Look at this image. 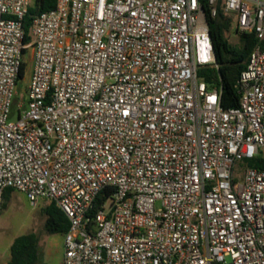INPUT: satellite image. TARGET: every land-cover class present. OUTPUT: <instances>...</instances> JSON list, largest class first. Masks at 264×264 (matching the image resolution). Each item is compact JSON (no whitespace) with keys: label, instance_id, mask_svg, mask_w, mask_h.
Returning <instances> with one entry per match:
<instances>
[{"label":"built area","instance_id":"obj_1","mask_svg":"<svg viewBox=\"0 0 264 264\" xmlns=\"http://www.w3.org/2000/svg\"><path fill=\"white\" fill-rule=\"evenodd\" d=\"M31 1L0 0V209L54 201L63 264H264V0H205L257 41L228 109L201 0H56L26 42Z\"/></svg>","mask_w":264,"mask_h":264},{"label":"trees","instance_id":"obj_2","mask_svg":"<svg viewBox=\"0 0 264 264\" xmlns=\"http://www.w3.org/2000/svg\"><path fill=\"white\" fill-rule=\"evenodd\" d=\"M205 19L213 46L215 64L198 66L196 76L204 81L209 88H217L220 91V105L224 109L237 107L239 95L236 89L237 79L241 71L246 67L250 53L257 44L253 34H238V43L230 44L228 34L233 28L232 19L225 16L217 5L214 16L210 15V7L207 1L201 0ZM56 0H32L28 13L23 20L24 39L29 41V29L33 16L38 13L48 11L55 6ZM25 65L21 66L19 79ZM247 166L264 169V160L256 157L247 161ZM112 189L101 191L95 198L91 214L104 201L105 197L111 193ZM14 191L5 190L1 210L7 206V201ZM46 215L44 230L48 234H63L68 230V221L64 213L54 201L44 209ZM38 236L35 233H28L16 237L10 247V260L8 264H35L38 260Z\"/></svg>","mask_w":264,"mask_h":264},{"label":"rangeland","instance_id":"obj_3","mask_svg":"<svg viewBox=\"0 0 264 264\" xmlns=\"http://www.w3.org/2000/svg\"><path fill=\"white\" fill-rule=\"evenodd\" d=\"M228 40L232 45L238 43V36L233 30L228 34ZM24 62V75L17 83L16 99H20L25 95L26 85L30 81L33 68L30 51L25 53ZM242 166L244 168L248 167L247 161L243 163ZM50 203L51 201L49 200H43L32 205L22 193L14 191L7 201L6 208L0 211V243L8 242L11 238L32 232L37 236H49L50 234L45 233L44 230L46 218L44 209Z\"/></svg>","mask_w":264,"mask_h":264},{"label":"crops","instance_id":"obj_4","mask_svg":"<svg viewBox=\"0 0 264 264\" xmlns=\"http://www.w3.org/2000/svg\"><path fill=\"white\" fill-rule=\"evenodd\" d=\"M63 234H50L47 237L38 236V260L35 264H63ZM15 238L0 243V264L9 263L10 247Z\"/></svg>","mask_w":264,"mask_h":264}]
</instances>
